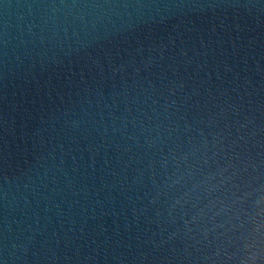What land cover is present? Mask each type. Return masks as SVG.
Wrapping results in <instances>:
<instances>
[{"label":"water","instance_id":"obj_1","mask_svg":"<svg viewBox=\"0 0 264 264\" xmlns=\"http://www.w3.org/2000/svg\"><path fill=\"white\" fill-rule=\"evenodd\" d=\"M0 264H264V0H0Z\"/></svg>","mask_w":264,"mask_h":264}]
</instances>
